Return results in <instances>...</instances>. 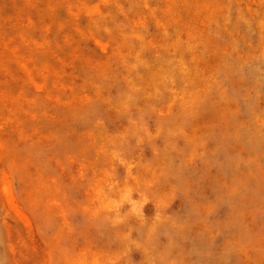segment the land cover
I'll return each instance as SVG.
<instances>
[{"label": "rangeland", "instance_id": "rangeland-1", "mask_svg": "<svg viewBox=\"0 0 264 264\" xmlns=\"http://www.w3.org/2000/svg\"><path fill=\"white\" fill-rule=\"evenodd\" d=\"M0 264H264V0H0Z\"/></svg>", "mask_w": 264, "mask_h": 264}]
</instances>
